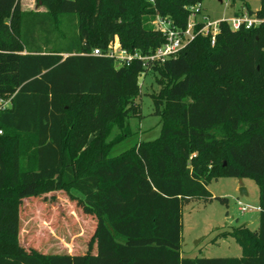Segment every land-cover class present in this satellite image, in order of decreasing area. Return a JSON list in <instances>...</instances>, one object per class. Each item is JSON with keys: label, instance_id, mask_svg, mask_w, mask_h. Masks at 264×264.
Segmentation results:
<instances>
[{"label": "trees", "instance_id": "1", "mask_svg": "<svg viewBox=\"0 0 264 264\" xmlns=\"http://www.w3.org/2000/svg\"><path fill=\"white\" fill-rule=\"evenodd\" d=\"M38 2L45 11L0 0V100H11L0 111V264H264V22L233 30L222 21L214 45L198 35L150 61L163 79L150 95L161 134L110 157L115 129L129 131L127 119L141 114L137 81L147 67L138 58L117 67L93 49L118 37L127 51L152 54L166 38L149 16L185 28L204 0ZM241 5L264 18V0L257 10ZM223 176L256 181L259 227L222 234L241 246L239 257H184V206L228 204L208 188ZM73 189L96 219L88 250L23 252L22 201Z\"/></svg>", "mask_w": 264, "mask_h": 264}, {"label": "rangeland", "instance_id": "2", "mask_svg": "<svg viewBox=\"0 0 264 264\" xmlns=\"http://www.w3.org/2000/svg\"><path fill=\"white\" fill-rule=\"evenodd\" d=\"M248 2L253 9H259L260 0H238L234 6L227 0H204L206 13L212 19L230 18L235 11ZM23 12L45 11L38 0H21ZM154 25L157 18L149 16ZM145 57L147 55H144ZM138 76L140 97L137 99L141 114L127 119L130 130H116L111 136L115 140L110 157L136 147V143L156 139L161 134V116L156 114L151 94L158 93L163 83L154 70L153 64ZM165 82V80H164ZM32 162V163H31ZM32 161L27 165L32 167ZM226 164V162H224ZM248 194L241 196L240 189ZM214 196L227 197L228 204L214 199L212 202L194 200L184 206L181 252L184 257H239L242 248L232 236H222L236 226L246 225L256 230L260 223V210L243 213L238 201L259 207L260 188L250 177L223 176L214 179L208 186ZM82 194L73 189L70 193L56 191L39 197L28 198L21 205L20 245L23 252L37 249L42 253H85L88 250L96 219L84 212L79 205Z\"/></svg>", "mask_w": 264, "mask_h": 264}, {"label": "built area", "instance_id": "3", "mask_svg": "<svg viewBox=\"0 0 264 264\" xmlns=\"http://www.w3.org/2000/svg\"><path fill=\"white\" fill-rule=\"evenodd\" d=\"M227 2H232V0H227ZM232 6L234 5L232 4ZM239 8L242 9V13L239 15L234 13V15L230 18L212 19L206 13L204 4H196L190 8L191 15L185 28H181L175 25L171 20L158 15L154 21V26L163 33L166 40L156 49L155 52L147 55L146 57L138 52L131 53L127 51L121 45L120 39L118 37H116V39L108 45L106 50L97 47L93 49L91 54L113 58L117 67L130 64L136 58L142 60L144 62V66L149 64L150 61L163 62L166 59L176 55L179 50L188 45L198 35L209 36L211 38L212 44L214 45L217 35L220 32V23L222 21H227L233 30H238L242 27L249 29L264 22V18H260L255 12L250 13L246 6L243 7L240 5ZM10 105V99L0 100V111L6 109ZM2 132L3 131L0 129V134ZM238 203L239 208L243 213L255 209L260 210V207L256 208L251 205L243 204L241 201H238Z\"/></svg>", "mask_w": 264, "mask_h": 264}, {"label": "water", "instance_id": "4", "mask_svg": "<svg viewBox=\"0 0 264 264\" xmlns=\"http://www.w3.org/2000/svg\"><path fill=\"white\" fill-rule=\"evenodd\" d=\"M247 194H248V192H247L246 188L242 187V188L240 189V195H241V196H244V195H247Z\"/></svg>", "mask_w": 264, "mask_h": 264}]
</instances>
